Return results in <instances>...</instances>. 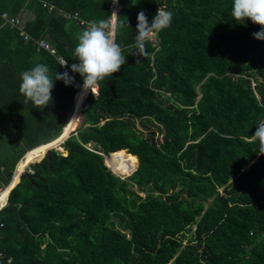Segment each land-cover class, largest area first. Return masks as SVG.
<instances>
[{
  "label": "trees",
  "instance_id": "trees-1",
  "mask_svg": "<svg viewBox=\"0 0 264 264\" xmlns=\"http://www.w3.org/2000/svg\"><path fill=\"white\" fill-rule=\"evenodd\" d=\"M110 1L0 0V15L75 63L85 27L60 12L99 21ZM119 5L126 63L80 106L78 73L67 86L54 80L47 107L26 101L21 73L46 64L54 78L60 66L0 19V188L30 151L14 183L33 163L0 194V264H264V155L246 139L264 123L260 26L234 21L233 0ZM159 5L172 22L157 50L134 56L137 15L150 24ZM50 147L63 152L44 156Z\"/></svg>",
  "mask_w": 264,
  "mask_h": 264
},
{
  "label": "clouds",
  "instance_id": "clouds-1",
  "mask_svg": "<svg viewBox=\"0 0 264 264\" xmlns=\"http://www.w3.org/2000/svg\"><path fill=\"white\" fill-rule=\"evenodd\" d=\"M113 3H116V0H113ZM231 16L234 21L250 20L253 24L259 25L261 30L254 33L253 37L264 40V0H233ZM172 17L171 11L158 7L149 24L146 14L143 11L139 12L135 43L132 45L135 49L133 55L141 58L147 56L146 44L156 39L159 32L170 26ZM125 19L121 21L117 12L113 11L108 19L87 22V26L76 34L74 56L78 63L72 64L70 71L82 77L83 90L92 94L97 93L99 82L118 72L126 63L122 48L116 42L117 27L127 26ZM137 63H140V60H137ZM61 67H68L66 60L62 61ZM49 73L50 69L46 64H36L21 73L19 92L35 108L43 109L50 104L54 80L63 81L66 86L74 82V77L68 72H55L54 78ZM246 139L249 142H258V150L264 155V123L257 126L255 133Z\"/></svg>",
  "mask_w": 264,
  "mask_h": 264
},
{
  "label": "built area",
  "instance_id": "built-area-1",
  "mask_svg": "<svg viewBox=\"0 0 264 264\" xmlns=\"http://www.w3.org/2000/svg\"><path fill=\"white\" fill-rule=\"evenodd\" d=\"M158 7H164V6H157L155 14L157 12ZM49 10H52V6L48 7ZM121 6L119 5V0H116V3H113V0L110 1V4L108 5V10L110 12V15L113 11L118 12L120 11ZM61 15H63L65 18L69 19H75L78 24L80 26H87V22L84 20L79 19L78 15L76 13L74 14H68V13H64V12H60ZM0 19H1V27H9L12 30H16L19 34V37H21L23 42H32L33 45L36 48L37 52L43 51L46 52L48 55L52 56L55 58V60L57 61V63L60 66V73L63 72H68L70 76L74 77L76 76V73H72L70 71V66L74 63L69 62L68 60H66L64 57H62L61 55H59L57 53L56 48L46 39V38H40V39H33L26 31H25V25L24 23L19 20L18 18H16L15 16H10L7 13H1L0 15ZM151 46L155 47L157 50V44H158V37L152 41L148 42ZM63 60L67 61L68 67H61V63ZM78 63V62H75ZM94 95H96L97 93H93ZM32 173V172H30ZM4 189L6 188H0V194L2 191H4ZM8 197V196H7ZM7 197L6 200L4 201L3 205H0V210L3 209L6 206L7 203ZM2 253L0 252V259L2 258Z\"/></svg>",
  "mask_w": 264,
  "mask_h": 264
},
{
  "label": "water",
  "instance_id": "water-1",
  "mask_svg": "<svg viewBox=\"0 0 264 264\" xmlns=\"http://www.w3.org/2000/svg\"><path fill=\"white\" fill-rule=\"evenodd\" d=\"M81 88H82V86H81ZM81 88H80V89H81ZM76 94H77V93H76ZM76 94H75V96H76ZM82 121H83V119H82V117H80V122H82ZM68 122H69V120H68ZM68 122H67V123H68ZM66 125H67V124H66ZM66 125H65V126H66ZM65 126H64V128L62 129V132H61L60 136H59L56 140H60V138L63 136ZM76 129H77V128H76ZM76 129H75V130H76ZM75 130H74V131H75ZM74 131H73V132H74ZM68 137H69V136H68ZM68 137H67V138H68ZM67 138H66V139H67ZM66 139H65V140H66ZM65 140H64V141H65ZM54 141H55V140H54ZM64 141H62V143H63ZM60 150L62 151L61 148H60ZM122 151H125V150H122ZM30 152H31V151H30ZM49 152H50V150H48V151L46 152V154H48ZM125 152H126V151H125ZM28 153H29V152H28ZM126 153H127V152H126ZM46 154H45V155H46ZM111 154H112V153H111ZM111 154H110V155H111ZM26 155H27V153L22 157V159H23ZM45 155H44V156H45ZM110 155H109V156H110ZM109 156H104V163H105V165H106V167H107L108 169H109V167H108V165H107V163H106V159H107ZM43 158H44V157H43ZM43 158H42V159H43ZM22 159H20L19 162H20ZM42 159H41V160H42ZM41 160H40V161H41ZM40 161H38V162H40ZM19 162L16 164V166H15V168H14V171H13L12 179H11L9 185L6 187V189H7V188H10L8 192H10V190H11V189H12V188H13V187H14V186H15V185H16V184H17L22 178L25 177L24 174H21V175L19 176L18 182H17L15 185H12V187H10V185H11L12 182H13V177H14V174H15V172H16V168H17ZM36 163H37V162H36ZM136 169H137V166H136ZM136 169H135V170H136ZM109 170H110V169H109ZM135 170H134V171H135ZM110 171H111V170H110ZM111 172H112V171H111ZM112 173H113V172H112ZM113 174H114V173H113ZM132 174H133V173H132ZM132 174H131V175H132ZM114 175H115V174H114ZM131 175H130V176H131ZM130 176H128L127 178H130ZM120 178H121V177H120ZM121 179L123 180V178H121Z\"/></svg>",
  "mask_w": 264,
  "mask_h": 264
},
{
  "label": "bare ground",
  "instance_id": "bare-ground-1",
  "mask_svg": "<svg viewBox=\"0 0 264 264\" xmlns=\"http://www.w3.org/2000/svg\"><path fill=\"white\" fill-rule=\"evenodd\" d=\"M82 91H83V90H82ZM87 92H88V91H85V90H84V95H83V97L81 98V101H80V103H79V106H80V104H81V102H82V100H83V98H84V96L86 95ZM76 95H77V94H76ZM75 97H76V96H75ZM75 97H74V100H75ZM78 108H79V107H78ZM77 110H78V109H77ZM76 112H77V111H76ZM76 112H75V114H76ZM75 114H74V116H73L72 119L69 117V122H70V123L68 122V124H70V126H69V129H68V131H67V136H66V138L69 136L68 133H69L70 128H71V125H72V123H73V120H74ZM78 120H79V119H78ZM79 121H80V120H79ZM68 124H67V125H68ZM67 125H66V126H67ZM65 128H66V127H65ZM72 128H73V127H72ZM65 132H66V130L64 129V133H65ZM64 133H63V134H64ZM66 138H65V139H66ZM65 139H64V140H65ZM64 140H63V141H64ZM55 141H56V140H55ZM53 142H54V141H53ZM51 143H52V142H51ZM51 143H49V144H51ZM49 144H47V145H49ZM44 146H45V145H44ZM37 149H38V148H37ZM51 149H52V148H51ZM48 150H49V149H48ZM33 151H34V150H33ZM31 152H32V151H31ZM31 152L27 153V155H26L24 158H26ZM45 154H46V153H45ZM45 154H44V155H45ZM123 154H124V153H123ZM124 155H126V154H124ZM126 156H127V155H126ZM43 157H44V156H43ZM43 157H42V158H43ZM24 158H23V159H24ZM42 158H41V159H42ZM41 159H40V160H41ZM107 159H108V158H107ZM107 159H106V163H107L108 167L110 168V166H109V164H108V162H107ZM40 160H38V161H40ZM21 161H22V160H21ZM21 161H20V162H21ZM38 161H37V162H38ZM20 162H19V164H20ZM34 163H36V162H34ZM19 164H18V165H19ZM17 167H18V166H17ZM135 169H136V166H135ZM135 169H134V170H135ZM16 170H17V168H16ZM15 173H16V172H15ZM14 175H15V174H14ZM116 176H117V175H116ZM118 177H119V176H118ZM17 182H18V181H17ZM17 182H16V183H17ZM16 183H14V177H13V182H12V184L10 185V187H12V185H15ZM9 189H10V188L4 189V191H5V190L9 191ZM4 191H2L1 193H4ZM8 193H9V192H8ZM8 193H7V194H8Z\"/></svg>",
  "mask_w": 264,
  "mask_h": 264
},
{
  "label": "rangeland",
  "instance_id": "rangeland-1",
  "mask_svg": "<svg viewBox=\"0 0 264 264\" xmlns=\"http://www.w3.org/2000/svg\"><path fill=\"white\" fill-rule=\"evenodd\" d=\"M83 95H84V90H83V93H82ZM83 97V96H82ZM73 108H74V104H73ZM79 120H80V118H78ZM77 121V123L73 126V128H72V130L75 128V127H78V125H79V123L81 124V122L80 121ZM138 127H140V126H138ZM71 130V131H72ZM62 144V143H61ZM60 148V147H59ZM50 151L51 150H57V151H59V152H63V150L61 151L60 149H58V147H56V148H52L51 149V147L50 148H48ZM62 149V148H61ZM48 151V150H47ZM46 151V152H47ZM32 153V152H31ZM22 163V162H21ZM29 164H33V163H29ZM28 164V165H29ZM28 165H27V167H26V169L24 170V172L22 173V174H25L26 173V171L28 172V173H30L31 172V170L28 168ZM19 166V165H18ZM20 168L22 169L23 168V165L22 164H20ZM17 169H18V167H17ZM127 177H125V178H123V179H126ZM2 194V193H1ZM140 195H142L143 196V194H140Z\"/></svg>",
  "mask_w": 264,
  "mask_h": 264
},
{
  "label": "crops",
  "instance_id": "crops-1",
  "mask_svg": "<svg viewBox=\"0 0 264 264\" xmlns=\"http://www.w3.org/2000/svg\"><path fill=\"white\" fill-rule=\"evenodd\" d=\"M67 19V18H66Z\"/></svg>",
  "mask_w": 264,
  "mask_h": 264
}]
</instances>
